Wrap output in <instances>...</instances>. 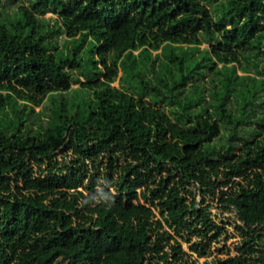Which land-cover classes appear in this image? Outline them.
<instances>
[{"label": "trees", "instance_id": "16d2710c", "mask_svg": "<svg viewBox=\"0 0 264 264\" xmlns=\"http://www.w3.org/2000/svg\"><path fill=\"white\" fill-rule=\"evenodd\" d=\"M263 140L264 0H0V264H264Z\"/></svg>", "mask_w": 264, "mask_h": 264}, {"label": "rangeland", "instance_id": "374dc122", "mask_svg": "<svg viewBox=\"0 0 264 264\" xmlns=\"http://www.w3.org/2000/svg\"><path fill=\"white\" fill-rule=\"evenodd\" d=\"M50 14V12H48ZM203 45L209 46L208 43H205ZM118 81H115L114 83L117 84ZM257 147L256 145L254 147L250 148V151L255 154ZM261 158L264 160V140H263V147L261 148ZM241 157L242 150L239 151ZM239 166L238 161H234L232 164H230L227 167H223L220 171V175L227 174L229 177L226 176L228 183L226 185L227 189L236 188L238 186L239 182L247 183L252 182L253 178L260 177L261 171L263 170V166L247 163L244 167L237 169L236 167ZM225 174V175H224ZM213 210H216L215 207H213ZM231 233L233 234L230 237H224L221 241L215 242L212 245V254L208 257L201 256L198 257L197 254L193 253L190 250L189 243L186 241H182V246H180L177 241H173L170 246L164 251V258L163 255L161 258H164L166 260H178L176 264H185L184 260L187 259L188 263L191 264H209L208 260L214 257H220L227 259L229 257H235L239 254V241L241 239V236L235 233L234 226H229ZM180 240V239H179ZM186 252V254H185ZM173 254V255H172ZM174 256L172 259L171 257Z\"/></svg>", "mask_w": 264, "mask_h": 264}]
</instances>
